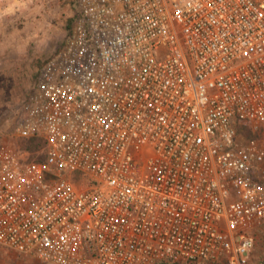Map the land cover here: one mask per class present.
I'll return each mask as SVG.
<instances>
[{
  "label": "built area",
  "instance_id": "1",
  "mask_svg": "<svg viewBox=\"0 0 264 264\" xmlns=\"http://www.w3.org/2000/svg\"><path fill=\"white\" fill-rule=\"evenodd\" d=\"M0 147V248L43 264H252L264 0H78ZM29 143V148L26 144Z\"/></svg>",
  "mask_w": 264,
  "mask_h": 264
},
{
  "label": "rangeland",
  "instance_id": "2",
  "mask_svg": "<svg viewBox=\"0 0 264 264\" xmlns=\"http://www.w3.org/2000/svg\"><path fill=\"white\" fill-rule=\"evenodd\" d=\"M32 9L23 15L0 14V147L24 145L17 136V125L34 92L42 65L59 51L67 37L68 21L74 16L78 0H31ZM2 5V0H0ZM41 29L48 40L37 48L28 42L31 34ZM26 45V48H25ZM264 140L260 131L255 142ZM40 263L33 258H20L0 248V264ZM252 264H264V225L255 230Z\"/></svg>",
  "mask_w": 264,
  "mask_h": 264
},
{
  "label": "clouds",
  "instance_id": "3",
  "mask_svg": "<svg viewBox=\"0 0 264 264\" xmlns=\"http://www.w3.org/2000/svg\"><path fill=\"white\" fill-rule=\"evenodd\" d=\"M32 9L31 0H2V5H0V14L10 13L11 16L23 15ZM41 29L34 31L29 37L28 42H35L37 48L42 47L46 44L48 36L45 33L41 35ZM26 48V45H25Z\"/></svg>",
  "mask_w": 264,
  "mask_h": 264
},
{
  "label": "trees",
  "instance_id": "4",
  "mask_svg": "<svg viewBox=\"0 0 264 264\" xmlns=\"http://www.w3.org/2000/svg\"><path fill=\"white\" fill-rule=\"evenodd\" d=\"M73 7H74V16L68 21V24H67V27H66L67 34L71 31L72 25H73L75 19L80 15V12H79V9H78V5L76 4ZM237 130H238V133L244 135L245 138L248 141L256 140V139L259 138V135H260V130L259 131L252 132L251 129H250V127L247 126V125L238 126L237 127ZM26 146H28V148H29L30 147L29 146V143H27Z\"/></svg>",
  "mask_w": 264,
  "mask_h": 264
},
{
  "label": "crops",
  "instance_id": "5",
  "mask_svg": "<svg viewBox=\"0 0 264 264\" xmlns=\"http://www.w3.org/2000/svg\"><path fill=\"white\" fill-rule=\"evenodd\" d=\"M7 253H10V254H13V255H16L15 253H12V252H10V251H7ZM17 257H20V256H18V255H16ZM252 256H253V253H252ZM20 258H28L29 259V257H20ZM251 259H252V257H251ZM30 264V263H29ZM31 264H34V262L33 263H31ZM35 264H40V263H35ZM43 264V263H42Z\"/></svg>",
  "mask_w": 264,
  "mask_h": 264
}]
</instances>
